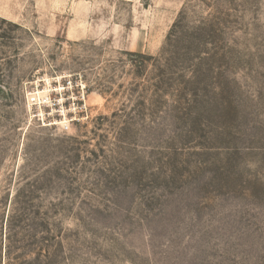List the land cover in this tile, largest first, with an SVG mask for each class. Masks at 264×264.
Masks as SVG:
<instances>
[{
	"label": "rangeland",
	"instance_id": "rangeland-1",
	"mask_svg": "<svg viewBox=\"0 0 264 264\" xmlns=\"http://www.w3.org/2000/svg\"><path fill=\"white\" fill-rule=\"evenodd\" d=\"M0 264H264V0H0Z\"/></svg>",
	"mask_w": 264,
	"mask_h": 264
},
{
	"label": "built area",
	"instance_id": "built-area-1",
	"mask_svg": "<svg viewBox=\"0 0 264 264\" xmlns=\"http://www.w3.org/2000/svg\"><path fill=\"white\" fill-rule=\"evenodd\" d=\"M25 91L28 115L38 126L68 133L90 115L87 83L78 74L37 77Z\"/></svg>",
	"mask_w": 264,
	"mask_h": 264
}]
</instances>
